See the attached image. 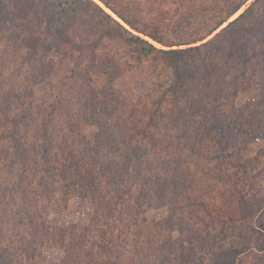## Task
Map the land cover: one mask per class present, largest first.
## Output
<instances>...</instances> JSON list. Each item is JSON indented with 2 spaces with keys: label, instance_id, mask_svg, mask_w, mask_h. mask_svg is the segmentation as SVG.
Returning a JSON list of instances; mask_svg holds the SVG:
<instances>
[{
  "label": "trees",
  "instance_id": "trees-1",
  "mask_svg": "<svg viewBox=\"0 0 264 264\" xmlns=\"http://www.w3.org/2000/svg\"><path fill=\"white\" fill-rule=\"evenodd\" d=\"M163 2L171 3L164 8ZM0 13V40L9 41L0 71L18 62L4 79L0 73V169L8 165L11 175L0 181V264H34L44 252L42 243L49 245L48 264H137L129 248L114 247V231L100 226L102 217L107 222L121 217L113 208L124 204L131 182L141 184L139 190L146 191L139 193L147 198L158 191L160 204L169 209L165 226L176 217L188 226L194 247L169 243L177 264H264V151L248 158L232 147L237 142L246 149L264 139V0H0ZM41 39L63 55L79 56L84 70L62 81L66 101L59 95L55 116L42 109L43 136L35 149L30 138L37 142L38 136L21 132L39 122L35 109L28 102L13 110L11 100L33 94L30 82L44 68L34 47ZM25 44V53L15 49ZM110 60L106 83L95 88L94 70ZM128 76L136 77L144 98L142 109L130 111L140 128L116 125L124 118L113 117L127 104L111 88ZM251 90L258 94L248 102L224 109L231 98ZM76 113L99 125L93 142L78 129ZM198 114L201 120H194ZM61 116H67L70 134L63 132L52 151L49 124ZM168 127L162 139L151 134ZM207 141L236 178L217 190L218 206L210 202L216 190L211 182L220 180L225 165L197 163L190 179L191 157L182 151L188 145L196 151ZM155 163L166 166L165 175L156 173ZM255 168L259 172L251 173ZM35 182L40 198L56 197L54 207L43 200L42 207L32 206L36 197L29 185ZM76 194L81 199L75 205ZM88 200L99 201L93 212ZM125 205L134 212L128 201ZM44 209L50 214L43 219ZM186 213L199 217L196 226ZM12 224L17 227L11 234ZM166 243L161 247L168 248ZM21 256L28 262H17Z\"/></svg>",
  "mask_w": 264,
  "mask_h": 264
},
{
  "label": "rangeland",
  "instance_id": "rangeland-1",
  "mask_svg": "<svg viewBox=\"0 0 264 264\" xmlns=\"http://www.w3.org/2000/svg\"><path fill=\"white\" fill-rule=\"evenodd\" d=\"M136 2H141L145 0H132ZM164 1V0H163ZM150 2V1H149ZM171 2L168 3V6L170 5ZM162 6L164 8L168 7L165 2L162 3ZM240 13V12H239ZM238 14V13H237ZM236 14V15H237ZM1 15V13H0ZM236 15H234L232 18H234ZM3 33L0 32V35ZM214 34H212L210 37H212ZM33 41V40H31ZM43 40H39L36 42L37 44L34 45L36 52H38L39 58H41L42 62L44 63V68L42 72H40L35 79H33L30 82V88L33 92L32 95H30L27 98H24L23 100L18 98V97H12L13 103L11 109L14 107L22 106L24 104H27L28 102L32 105V108L35 109L34 114H39L42 112V109L46 108L47 111H49L52 115L54 114L55 116V111L53 110L54 103L57 104L62 101H66V98L62 96L61 94V88L63 86V80L65 77L69 76L73 72H82L84 70V62L83 60L77 56V55H63L60 53L58 50H56L55 47L52 45H49L47 43H43ZM7 39L0 40V57H3L4 49L5 46L8 44ZM30 42V41H29ZM31 44L33 42H30ZM26 44L25 45H19L17 46V51H21L22 53L26 52ZM13 48V47H11ZM14 52V49L11 50ZM14 59V58H13ZM116 63L121 62L119 59H112ZM110 60L106 61V63L103 65L102 63L97 67L94 72H93V81L92 84L95 88H100L103 84L106 83L107 79V72L106 69H108V65L112 66L111 63L113 61ZM18 63V62H17ZM17 63L12 62L10 66H7L5 68V72L0 71L2 74L1 77L2 79L3 76L9 75L10 73H13L16 69ZM46 64V65H45ZM1 70H4V68H1ZM8 82V81H7ZM114 88V89H113ZM111 88L112 94L117 98V92L115 93V90L117 89L119 93L122 94L121 101H123V96L125 97L126 100V110L124 108L125 112H121L120 108H118V111H114V121L120 119L121 115L124 118L121 120L120 123H116V125L120 124L121 127H131L133 126L134 128H140V124L138 121H134L132 118L135 116H130V111L134 106H139L142 109V104L144 103V98L143 100H140V94L137 86V81L135 76H128L124 80L121 78H118V81L114 82V86ZM121 89V90H120ZM3 91L0 88V97L2 96ZM258 92L256 90H251L248 92H240L235 98H231L229 100L228 105L225 106L224 109H230L232 104H237V105H243L244 103L248 102V99H252ZM62 99H61V97ZM117 100H119L117 98ZM10 101V102H11ZM0 105H1V99H0ZM40 108V109H39ZM149 108V107H148ZM14 110V109H13ZM148 111V109H147ZM80 113H76L75 116L79 115ZM39 122H37V125H30L27 130L21 131L22 133L28 132L30 135H37V142H35L34 138H30V140L33 141V148H39V140H40V135L43 136V119L42 116H35ZM44 117V115H43ZM121 117V118H122ZM190 117V116H189ZM192 118V117H191ZM80 122L78 124V129H80L82 135H84L87 140L93 142L95 140V137L97 133L99 132V125L97 122L93 119L90 120V122H85L83 121L84 116L79 115ZM194 120H201V116L196 115L193 116ZM2 122L0 123V125ZM3 125V124H2ZM144 125V122H143ZM70 126L68 125V118L66 117H58L57 119L54 118V121L49 124V130L53 134V150L57 148L60 144L61 137L63 136V132L65 134H70L69 133V128ZM41 128V129H40ZM117 128H114V132L116 131ZM166 131H170V127L168 128H161L159 130H153L151 134L156 135L158 139H162L163 135ZM167 133V132H166ZM128 140V139H127ZM14 141V140H12ZM190 141V140H189ZM162 142V141H160ZM188 142V139H187ZM208 142V141H207ZM207 142L202 143L200 145V148L197 149L196 151L193 150L192 147V141H190L191 145H188L186 149L182 150L185 155H187L188 159L191 157V160L189 159V162L187 166L191 169L187 171V175L189 176L190 179L195 178V173L193 170H198L196 167L197 163H204L206 165H213L216 161H219L221 163L222 158L219 157V154L215 151V148H213V144L210 143L208 144ZM165 143L162 142L160 145H164ZM237 145V146H235ZM215 147V146H214ZM235 152L238 151V153H241V155L246 156V157H253L258 154L259 151H264V139L255 141V142H249L246 147L244 148V144L242 143H237L234 142L233 146ZM32 150V149H31ZM172 151H175L174 149H171ZM156 151H161L157 150ZM227 151H233L231 148H229ZM158 154V152L156 153ZM202 156H207L208 158H204ZM7 163V162H6ZM155 169L156 173L160 175H165L167 172L166 166H163L161 168V164L155 163ZM222 165H225L223 167L224 172L221 173L220 180L217 179H212L211 184L215 186L216 190L214 192H211V198L210 202L212 205H219V197L217 199V190H222L226 183L231 181V179H236L235 174H234V169L229 165V163H221ZM213 169V168H212ZM210 169V171L213 172V170ZM153 170V169H152ZM260 168H255L251 170V173L256 174L259 172ZM8 171V165H4L0 169V181H3L4 179H8L11 177L10 173H7ZM166 171V172H165ZM218 171L214 173V178L217 177ZM230 175V176H229ZM233 176V178H231ZM239 177H245L243 174L240 173ZM129 184V182H123L122 186L125 184ZM36 184L33 186H30V192L32 197V206L35 208L36 206L43 204L40 202V200H43L46 205H50L51 207H54L57 203L58 200L55 198L52 199L50 202L46 198H40L38 195H36ZM240 185L241 183L238 182ZM244 185V184H243ZM131 190L128 192L122 194V201L124 204H121L119 202V205L114 207V214L117 216H121L118 218V220H109L108 222L104 217L101 218L100 221V226L105 229H109L114 231L115 237L112 238V243L114 247H118L121 250L125 251L126 249H130V256L132 255L134 260L137 262V264H177L175 260L174 253L175 251L170 250V244L171 241L178 244L180 242L181 244L187 246V247H194L195 246V240H192L191 237L189 236L190 231L188 229L187 225L180 224L179 223V217H176L175 224L173 223H168L170 226H165V221L164 219L167 218L169 214V209L165 205H161L157 196V192L150 193V198H147L143 194L139 193V190L142 185L139 184L136 186V184L133 185L132 187V182L130 183ZM245 186V185H244ZM53 185H51V188L53 189ZM58 188V185H57ZM108 187L104 186L102 187L103 191H106ZM59 191V190H58ZM146 191V190H142ZM141 191V192H142ZM106 194V192H105ZM72 195H75V193L72 192ZM157 196V198L155 197ZM107 197H112V193L110 192ZM140 198V200H138ZM75 202L74 204H78L80 202L79 196L76 194L74 196ZM37 200L39 202H37ZM125 200V202H124ZM104 201V200H103ZM129 202V205L132 206L134 212L129 213L127 211V206L125 205L126 202ZM37 202V203H36ZM90 208L87 209L88 211L94 210L96 207V204L99 203V201H92L88 200ZM65 205V202H64ZM73 205V203H72ZM31 206V207H32ZM84 210L86 213L85 218H86V223L88 219V211ZM43 212V219L47 218L49 211L46 209L42 210ZM185 217H187V222L191 223L193 226H196L198 224V218L195 217L193 218L190 213L183 214ZM189 218V219H188ZM42 220V218H41ZM85 222V221H84ZM85 224V223H84ZM167 224V225H168ZM17 225L12 224L10 226L11 228V234L12 232L16 229ZM43 230H41L42 232ZM15 233V232H13ZM47 234V232H45ZM108 234V233H107ZM111 239V235H107ZM18 236H15V240L17 242ZM93 241L87 242L89 243L88 246H91V243ZM162 242H168L166 243V246L168 248H162L161 244ZM170 243V244H169ZM37 247L40 244H36ZM49 245L48 244H43L39 247L40 249L42 248L43 254L38 257V253L36 256L32 259L34 264H48V260L52 257L49 253ZM18 249V248H17ZM22 251V250H21ZM133 251V252H132ZM51 256V257H50ZM27 256L21 258H17V262H24L27 263ZM132 259V258H131ZM31 261V260H30ZM21 264V263H20Z\"/></svg>",
  "mask_w": 264,
  "mask_h": 264
},
{
  "label": "water",
  "instance_id": "water-1",
  "mask_svg": "<svg viewBox=\"0 0 264 264\" xmlns=\"http://www.w3.org/2000/svg\"><path fill=\"white\" fill-rule=\"evenodd\" d=\"M241 12V11H240Z\"/></svg>",
  "mask_w": 264,
  "mask_h": 264
}]
</instances>
